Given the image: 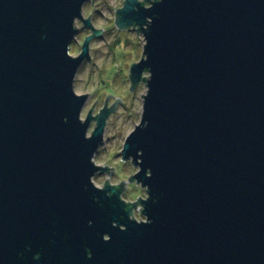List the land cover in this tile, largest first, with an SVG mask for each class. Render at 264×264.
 Returning a JSON list of instances; mask_svg holds the SVG:
<instances>
[{"label":"water","instance_id":"obj_1","mask_svg":"<svg viewBox=\"0 0 264 264\" xmlns=\"http://www.w3.org/2000/svg\"><path fill=\"white\" fill-rule=\"evenodd\" d=\"M89 1L0 0V264H264V0L118 8L146 39L131 88L148 85L122 150L138 171L120 184L94 156L124 102L82 119L74 86L105 31ZM78 20L93 33L74 56ZM134 181L147 196L127 201Z\"/></svg>","mask_w":264,"mask_h":264},{"label":"rangeland","instance_id":"obj_2","mask_svg":"<svg viewBox=\"0 0 264 264\" xmlns=\"http://www.w3.org/2000/svg\"><path fill=\"white\" fill-rule=\"evenodd\" d=\"M124 1L91 0L84 5V16H91L96 29L105 31L92 40V60L87 59L82 64L74 84L78 94H89V100L82 113L83 119L93 108V115L100 113L106 107L110 94L114 96L110 98L108 108L117 102L118 96H121L124 102L118 104L116 112L110 113L105 127L104 143L94 156L98 165L115 168V173L111 175V184L129 181L138 171L132 160L123 161L122 150L128 135L141 122L144 95L148 92L146 81L138 84L135 91L131 88V68L143 58L146 39L143 33L139 36L136 29H120L116 25L117 10L123 6ZM77 27L80 29L77 39L72 42L70 48V53L74 56L81 53L84 40L90 35V30L81 20L77 21ZM145 76L149 77L150 73H145ZM95 126L94 121L89 135ZM109 171L113 172V169ZM109 177V173H98L94 181L103 187ZM128 187L130 189L125 190L123 195L127 201H136L147 196L146 189L136 181L129 182ZM135 215L139 220L144 219L139 211H136Z\"/></svg>","mask_w":264,"mask_h":264},{"label":"clouds","instance_id":"obj_3","mask_svg":"<svg viewBox=\"0 0 264 264\" xmlns=\"http://www.w3.org/2000/svg\"><path fill=\"white\" fill-rule=\"evenodd\" d=\"M81 118L83 119V117H81ZM91 184H95V181H92ZM95 186H96V188H101L102 187L100 184H95ZM142 211L144 212V206L142 207ZM143 216H144L143 222H140L139 219L136 218V217L129 218V220L130 221H135L137 224H150V223H152V221L146 215H143ZM89 223H91V222H89ZM113 227H117V225L115 224V222L113 223ZM119 227H120L121 231L126 230V228H125L124 225H120ZM110 239L111 238H110V236L108 234H104L103 235V240L105 242H108ZM88 257L91 258V252L90 251L88 252ZM37 258H38V256H37Z\"/></svg>","mask_w":264,"mask_h":264},{"label":"flooded vegetation","instance_id":"obj_4","mask_svg":"<svg viewBox=\"0 0 264 264\" xmlns=\"http://www.w3.org/2000/svg\"><path fill=\"white\" fill-rule=\"evenodd\" d=\"M147 6H149V3H147ZM89 18H91V17H89ZM91 20H92V18H91ZM93 23V22H92ZM87 29H89V28H87ZM131 29V28H130ZM90 30V35L93 33V30L92 29H89ZM99 114V112L96 114V115H98ZM95 115V116H96ZM96 122V121H95ZM38 257L40 256V255H37Z\"/></svg>","mask_w":264,"mask_h":264}]
</instances>
